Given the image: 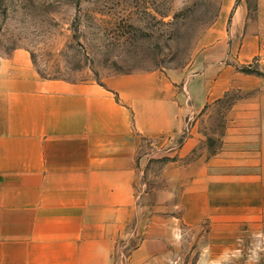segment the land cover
I'll use <instances>...</instances> for the list:
<instances>
[{
	"label": "crops",
	"instance_id": "obj_1",
	"mask_svg": "<svg viewBox=\"0 0 264 264\" xmlns=\"http://www.w3.org/2000/svg\"><path fill=\"white\" fill-rule=\"evenodd\" d=\"M216 61L71 81L23 48L1 58L0 264H212L264 224V89L229 106L211 151L200 133L178 140L189 107L238 77ZM144 140L171 144L160 183L137 189Z\"/></svg>",
	"mask_w": 264,
	"mask_h": 264
},
{
	"label": "rangeland",
	"instance_id": "obj_2",
	"mask_svg": "<svg viewBox=\"0 0 264 264\" xmlns=\"http://www.w3.org/2000/svg\"><path fill=\"white\" fill-rule=\"evenodd\" d=\"M244 43L252 48L240 59ZM17 48L41 76L71 81L150 68L194 72L222 60L238 77L201 112L184 98L189 112L178 137L181 142L200 133L213 139L211 151L229 106L264 89V0H0V59ZM170 144L141 143L137 189L160 183L163 150ZM241 229L212 264H264V224ZM195 257L197 252L175 251L169 264Z\"/></svg>",
	"mask_w": 264,
	"mask_h": 264
}]
</instances>
